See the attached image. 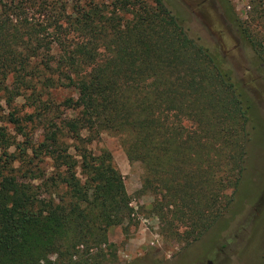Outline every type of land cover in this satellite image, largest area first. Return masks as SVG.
Instances as JSON below:
<instances>
[{"label":"trees","instance_id":"1","mask_svg":"<svg viewBox=\"0 0 264 264\" xmlns=\"http://www.w3.org/2000/svg\"><path fill=\"white\" fill-rule=\"evenodd\" d=\"M260 6L225 16L264 80ZM258 123L225 55L163 0H0V264L108 260L132 208L109 151L91 149L102 134L141 166L159 232L197 240L237 196Z\"/></svg>","mask_w":264,"mask_h":264},{"label":"rangeland","instance_id":"2","mask_svg":"<svg viewBox=\"0 0 264 264\" xmlns=\"http://www.w3.org/2000/svg\"><path fill=\"white\" fill-rule=\"evenodd\" d=\"M163 2L188 37L225 55L234 78L252 100L259 123L247 142L240 187L230 208L197 240L187 242L159 232L160 221L148 211L151 197L137 195L141 166L127 162L119 138L102 134L91 149L109 151L132 208L129 221L107 230L108 260L102 264H257L264 251V80L252 62V50L225 13L250 23L259 5L264 8V0Z\"/></svg>","mask_w":264,"mask_h":264}]
</instances>
